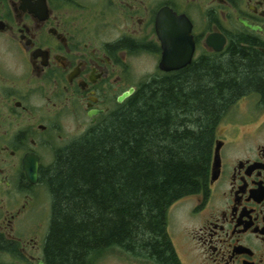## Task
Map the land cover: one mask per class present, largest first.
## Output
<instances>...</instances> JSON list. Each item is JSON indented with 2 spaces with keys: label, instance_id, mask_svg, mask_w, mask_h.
<instances>
[{
  "label": "flooded vegetation",
  "instance_id": "1",
  "mask_svg": "<svg viewBox=\"0 0 264 264\" xmlns=\"http://www.w3.org/2000/svg\"><path fill=\"white\" fill-rule=\"evenodd\" d=\"M182 31L190 62L161 69ZM237 47L264 55V0H0V264H45L37 187L60 149L150 76ZM144 63L155 73L138 72ZM220 117L218 173L212 158L206 184L169 208L181 206L186 224L176 231L168 217L166 235L178 264H264V98L241 94ZM25 163L38 164L37 182Z\"/></svg>",
  "mask_w": 264,
  "mask_h": 264
},
{
  "label": "trees",
  "instance_id": "2",
  "mask_svg": "<svg viewBox=\"0 0 264 264\" xmlns=\"http://www.w3.org/2000/svg\"><path fill=\"white\" fill-rule=\"evenodd\" d=\"M248 93L264 98V55L231 48L226 59L150 76L60 149L42 175L51 195L45 264H92L115 246L178 264L169 208L206 184L220 114Z\"/></svg>",
  "mask_w": 264,
  "mask_h": 264
},
{
  "label": "rangeland",
  "instance_id": "3",
  "mask_svg": "<svg viewBox=\"0 0 264 264\" xmlns=\"http://www.w3.org/2000/svg\"><path fill=\"white\" fill-rule=\"evenodd\" d=\"M138 66L140 67L138 69V72L149 70L151 73H155V70L150 69L151 67L147 63L139 64ZM256 105V103L251 102L249 104V107L254 108V106ZM237 107L235 108L237 109ZM232 114L233 115L231 118H235L237 120L242 119V117L238 116V112H233ZM37 191L42 196L43 212L46 215L47 234L50 222L51 195L45 184L38 186ZM168 217L169 223L171 224V228L176 231H178L182 226H184L187 221L184 211L182 210L181 206L178 205H174L171 209H169ZM92 264H147V262L144 257L129 253L123 250L122 248L115 246L96 254V256H94L92 260Z\"/></svg>",
  "mask_w": 264,
  "mask_h": 264
},
{
  "label": "water",
  "instance_id": "4",
  "mask_svg": "<svg viewBox=\"0 0 264 264\" xmlns=\"http://www.w3.org/2000/svg\"><path fill=\"white\" fill-rule=\"evenodd\" d=\"M188 38V33L182 31L181 33V49L179 52L175 53H165L163 60L160 62V68L166 71L181 68L188 64L191 60V56L193 53L194 44L191 42L189 45L186 44L185 40ZM217 48H220L218 46ZM134 89H130L129 91L125 92L123 95L119 97V100L122 101L123 98L129 95ZM221 141L218 140L215 145L214 149V157H213V164H212V178L214 179L218 173V167L220 164V147ZM24 168L27 172L28 177L30 180L35 183L37 182L38 174V164L35 163L34 165H29L27 163L24 164ZM43 263V262H42Z\"/></svg>",
  "mask_w": 264,
  "mask_h": 264
},
{
  "label": "bare ground",
  "instance_id": "5",
  "mask_svg": "<svg viewBox=\"0 0 264 264\" xmlns=\"http://www.w3.org/2000/svg\"><path fill=\"white\" fill-rule=\"evenodd\" d=\"M145 253V252H144Z\"/></svg>",
  "mask_w": 264,
  "mask_h": 264
}]
</instances>
